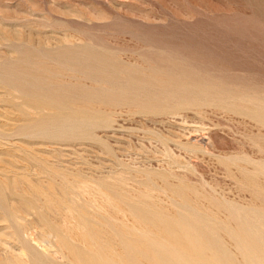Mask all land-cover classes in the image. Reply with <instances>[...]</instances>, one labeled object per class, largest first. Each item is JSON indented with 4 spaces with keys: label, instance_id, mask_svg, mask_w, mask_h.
I'll return each mask as SVG.
<instances>
[{
    "label": "rangeland",
    "instance_id": "1",
    "mask_svg": "<svg viewBox=\"0 0 264 264\" xmlns=\"http://www.w3.org/2000/svg\"><path fill=\"white\" fill-rule=\"evenodd\" d=\"M190 98L201 99L194 102ZM199 102L205 106L201 103V108ZM262 104L264 0H0V194L6 207L23 200L24 210L28 209L16 213V220L0 222V264L29 261L22 253L24 245L39 254V258L30 256L29 264H75L63 241L90 262L97 258L101 264H138L131 251L125 250L120 260L119 250L99 244L91 247L92 239L84 240L83 214H110L116 224L132 226L138 233L123 194L139 217L157 216V208L162 207L178 230L188 226L184 231L188 234L192 229L188 236L198 244L202 239L199 245L207 252L219 258L218 252L222 253L225 263L227 252L243 263L242 231L255 235L264 221V174L260 170L264 126L251 115V109L244 110ZM244 171L259 176L260 184L242 182ZM232 212H238V218ZM207 213L212 214L211 220ZM26 222L32 225L25 234H14V227ZM148 232L141 238L149 245L156 243L150 246L152 258L161 253L163 264L195 263L175 236L156 240L155 232Z\"/></svg>",
    "mask_w": 264,
    "mask_h": 264
},
{
    "label": "bare ground",
    "instance_id": "2",
    "mask_svg": "<svg viewBox=\"0 0 264 264\" xmlns=\"http://www.w3.org/2000/svg\"><path fill=\"white\" fill-rule=\"evenodd\" d=\"M12 31V30H11ZM14 32V31H13ZM33 34V33H32ZM6 35V34H5ZM22 35V34H21ZM21 38V37H20ZM47 42V41H46ZM53 46V45H52ZM171 50H173V48L171 49ZM175 50H176V48H175ZM183 50V49H182ZM162 52H164V51H162ZM169 52H171V51H169ZM175 52V51H174ZM173 52V53H174ZM177 54H178V52H176ZM164 54V53H163ZM166 54V53H165ZM169 56L171 55V54H169V53H167ZM182 55H183V53H182ZM11 56V55H10ZM172 56V55H171ZM175 56H177V55H175ZM179 56V55H178ZM175 57V59H177V58H179V57ZM185 56V55H184ZM160 57V56H159ZM158 57V58H159ZM189 58V57H188ZM162 59V58H161ZM160 59V60H161ZM185 59H186V56H185ZM108 60V59H107ZM179 60H180V58H179ZM190 60H192L191 58H190ZM183 61V60H182ZM192 61H194V60H192ZM181 62V61H180ZM187 62H189V61H187ZM198 62V61H197ZM207 62H210L209 60L207 61ZM84 63H86V62H84ZM165 63H166V61H165ZM168 63V62H167ZM183 63V62H182ZM201 63V62H200ZM206 63V62H205ZM150 64V63H149ZM164 64V63H163ZM171 64V63H170ZM184 64V63H183ZM191 64V63H190ZM193 64V63H192ZM202 65H206V64H203V63H201ZM209 65H210V63H209ZM160 66V65H159ZM161 66H163L162 64H161ZM165 66V65H164ZM172 66V65H171ZM182 66H184V65H182ZM188 67L190 66H192V65H187ZM211 66V65H210ZM151 67V66H150ZM155 68H156V66H154ZM174 67H176L175 65H174ZM196 67V66H195ZM214 67V64H213V66H212V68ZM146 68H148V67H146ZM160 68V67H159ZM159 68H156V70L157 69H159ZM163 68V67H162ZM193 68V67H192ZM199 68V67H198ZM161 69V68H160ZM159 69V70H160ZM196 69V68H195ZM206 69V68H205ZM211 69V68H210ZM215 69V68H214ZM217 69V68H216ZM148 70H150V69H148ZM163 70H166L165 72H168L167 71V68L166 69H163ZM179 70V69H178ZM198 70V69H197ZM150 71H152V69L150 70ZM204 71V70H203ZM207 71H208V69H207ZM162 72V71H161ZM169 72H170V74H171V71H170V69H169ZM175 73H176V71H174ZM174 72H172V73H174ZM180 72V71H179ZM201 72V71H200ZM210 72V71H209ZM208 72V73H209ZM115 73V72H114ZM121 73V72H120ZM154 73V72H153ZM181 73V72H180ZM206 73V72H205ZM204 73V74H205ZM211 73V72H210ZM216 72H214V74H215ZM119 74V73H118ZM130 74V73H129ZM135 74H138V73H135ZM160 74V73H159ZM169 74V73H168ZM167 74V75H168ZM178 74V71H177V73H176V75ZM207 74V73H206ZM212 74V73H211ZM121 75H122V73H121ZM164 75V74H163ZM166 75V76H167ZM183 75V74H182ZM213 75V74H212ZM216 75V74H215ZM118 76V75H117ZM128 76V75H127ZM196 76V75H195ZM182 77V76H181ZM200 77H202V76H200ZM215 77V76H214ZM226 77V76H225ZM169 78V77H168ZM170 78H171V76H170ZM169 78V79H170ZM174 78V77H173ZM113 79V78H112ZM134 79V78H133ZM144 79V78H143ZM154 79V78H153ZM161 79V78H160ZM172 79V78H171ZM175 79V78H174ZM173 79V80H174ZM181 79V78H180ZM182 79H184V78H182ZM192 79V78H191ZM198 79V78H197ZM216 79H217V77H216ZM110 80V79H109ZM149 80V79H148ZM177 80V79H176ZM204 80H205V78H204ZM123 81V80H122ZM155 81V80H154ZM153 81V82H154ZM167 81H169V80H167ZM179 81V80H178ZM182 81V80H181ZM201 81V80H200ZM209 81V80H208ZM112 82V81H111ZM119 82V81H118ZM123 82H125V81H123ZM166 82V81H165ZM184 82H186V80L184 81ZM211 82V81H210ZM215 82H217V81H215ZM214 82V84H216ZM226 82V81H225ZM113 83V82H112ZM120 83V82H119ZM130 83H132V81H130ZM187 84L189 83L188 81L186 82ZM114 84H116V83H114ZM136 84H138V83H136ZM145 84V83H144ZM157 84V83H156ZM164 84H167V82L166 83H164ZM211 84V83H210ZM252 84V83H251ZM120 85H123V83L122 84H120ZM126 85V84H125ZM128 85H130V84H128ZM132 85H134V84H132ZM132 85H131V87L130 88H133L132 87ZM139 85V84H138ZM137 85V86H138ZM202 85V84H201ZM223 85V84H222ZM191 86V85H190ZM189 86V87H190ZM195 87H196V85H194ZM209 86V85H208ZM216 86H218V85H216ZM229 86H230V84H229ZM233 86V85H232ZM105 87H106V85H105ZM122 87V86H121ZM140 87H141V85H140ZM142 87H144V86H142ZM148 87V89H149V91L152 89V88H150L149 86H147ZM152 87V86H151ZM179 87V86H178ZM201 87V86H200ZM207 87V86H206ZM233 87H235V88H237L236 86H233ZM97 88H99V87H97ZM101 88H103V87H101ZM109 88V87H108ZM112 88V87H111ZM123 88V87H122ZM128 88V87H127ZM158 88V87H157ZM161 88V87H160ZM203 88V87H202ZM221 88V87H220ZM114 89V88H113ZM119 89V88H118ZM134 89H138L137 87L136 88H134ZM134 89H132V90H134ZM153 89H156L155 87L153 88ZM162 89V88H161ZM164 89H166V88H164ZM167 89H169V88H167ZM174 89H176V88H174ZM218 89H219V87H218ZM121 90H124V91H122V92H124V93H127L128 91H129V89H128V91L127 92H125V89H121ZM135 90V91H136ZM200 90V89H199ZM210 90H213L214 91V89H210ZM224 90V89H223ZM98 91V90H97ZM115 91V90H114ZM138 92L140 91V90H137ZM136 91V92H137ZM146 91H148V90H145V92ZM157 91H159V89L157 90ZM217 90H215V92H216ZM225 91V90H224ZM227 91L229 92V90L227 89ZM240 91V90H239ZM15 92V91H14ZM195 92V91H194ZM210 92H212V91H210ZM227 92V93H228ZM102 93H105V92H102ZM129 93V92H128ZM127 93V94H128ZM131 93V92H130ZM133 93V92H132ZM131 93V94H132ZM153 93V92H152ZM159 93V92H158ZM158 93H157V95H158ZM161 93V92H160ZM159 93V94H160ZM209 93V92H208ZM216 93H218L219 94V92H216ZM120 94V93H119ZM148 95L150 94V92L149 93H147ZM165 94V93H164ZM167 94V93H166ZM177 94H178V92H177ZM221 94V93H220ZM232 94H234V93H232ZM139 95H141V94H139ZM145 95V94H144ZM147 95V96H148ZM151 95V94H150ZM153 96H154V93L152 94ZM169 95V94H168ZM212 95H213V93H212ZM231 95V94H230ZM230 95L228 94V95H225L226 97L228 96L229 98H230ZM251 95H255V94H251ZM124 96V95H123ZM133 96H138V95H133ZM142 96V95H141ZM140 96V97H141ZM156 96V95H155ZM155 96H154V99L156 100V98H155ZM176 97H177V95H175ZM217 96V95H216ZM221 96H223V95H221ZM231 96H233L234 97V95H231ZM246 96L247 95H245L244 97L246 98ZM248 96H250L249 94H248ZM92 98H93V96H91ZM95 97V96H94ZM145 97V96H144ZM143 96L141 97V98H144ZM164 97V96H163ZM178 97H179V95H178ZM177 97V98H178ZM186 97V96H185ZM205 97H207V96H205ZM212 97V96H211ZM210 96L209 97H207V99L209 98H211ZM232 97V98H233ZM241 97H243V96H241ZM254 98H255V96H253ZM253 97H252V99H253ZM134 98V97H133ZM136 98V97H135ZM137 98H139V97H137ZM151 98H153V97H151ZM165 98V97H164ZM163 98V99H164ZM177 98L175 99V101L177 100ZM202 98H204V97H202ZM235 98V97H234ZM233 98V99H234ZM236 98H237V96H236ZM235 98V100H237ZM145 99H148V97L146 98L145 97ZM169 99H171V98H169ZM174 99V98H173ZM201 99V98H200ZM200 99H198V98H190V99H187V100H189V101H199ZM211 99H213V98H211ZM215 99V98H214ZM218 99H219V97H218ZM228 99V98H227ZM227 99H225V100H227ZM231 99V98H230ZM258 99V98H257ZM260 99V98H259ZM141 100V99H140ZM140 100H138V101H140ZM166 101H169V100H167V99H165ZM182 100H184V99H182ZM216 100V99H215ZM220 100V99H219ZM251 100V99H250ZM254 100V99H253ZM263 100V99H262ZM99 101V100H98ZM132 100H130V102H131ZM137 101V102H138ZM151 101V100H150ZM157 101V103H159V100H156ZM172 101V100H171ZM188 101V102H189ZM238 101H242V100H239V98H238ZM258 101V100H257ZM125 102V101H124ZM123 102V103H124ZM132 102H135V104L137 103L136 101H132ZM173 102V101H172ZM179 102H181L180 100H179ZM186 102V101H185ZM187 102V103H188ZM193 102V103H194ZM217 102V101H216ZM228 102V101H227ZM122 103V104H123ZM142 103H144V101L142 102ZM145 103H147V102H145ZM157 103H155V104H157ZM166 103V102H165ZM176 103H177V101H176ZM186 103V104H187ZM191 103V102H190ZM201 103H203V102H201ZM200 102L198 103V105H200L201 104ZM208 103V102H207ZM212 104H213V102H211ZM215 103V102H214ZM218 103H220V102H218ZM249 103V102H248ZM260 103V102H259ZM111 104H113V102L111 103ZM126 104V103H125ZM128 104V103H127ZM131 103H129L128 105H130ZM134 104V103H133ZM149 104V103H148ZM153 104V103H152ZM154 104V105H155ZM161 104H163V103H161ZM167 104H169V103H167ZM181 104H183V103H181ZM205 103H203V105H204ZM208 104H210V103H208ZM208 104H207V106H208ZM237 104H239V103H237ZM90 105V104H89ZM139 105V104H138ZM143 105V104H142ZM147 105V104H146ZM151 105V104H150ZM153 105V106H154ZM189 105H191V104H189ZM196 105H197V103H196ZM211 105V104H210ZM217 105V104H216ZM231 105H233V104H231ZM231 105H229V106H231ZM242 105V104H241ZM254 105V104H253ZM194 106V105H193ZM202 106V104L200 105V107ZM205 106V105H204ZM214 106V105H213ZM223 106V105H222ZM222 106H221V108H222ZM96 107H98V106H96ZM138 107V106H137ZM179 107V106H178ZM195 107V106H194ZM198 106H196V108H197ZM208 107H210V106H208ZM214 107H216V106H214ZM213 107V108H214ZM232 107V106H231ZM141 108V107H140ZM140 108H139V110H140ZM172 108V107H171ZM182 108V107H181ZM199 108V107H198ZM202 108V107H201ZM216 108H220V107H216ZM225 108H228V106L227 107H225ZM225 108H223V109H225ZM233 108H235L234 107V105H233ZM232 108V109H233ZM237 108V107H236ZM239 108V107H238ZM248 108H249V110H244V111H246V112H248V111H250V109H251V115L252 116H254V118H256V120H259L260 122H262V124H263V126H264V104H262V105H256V106H248ZM87 109H90V108H87ZM144 109V108H143ZM143 109H141L140 111H142ZM231 109V110H232ZM240 109V108H239ZM91 110V109H90ZM204 110V109H203ZM207 111H208V109H206ZM217 110V109H216ZM235 110V109H234ZM242 110V109H241ZM240 110V111H241ZM242 110V111H243ZM87 111H89V110H87ZM97 111V110H96ZM101 111V110H100ZM104 111V110H103ZM107 111V110H106ZM199 111V110H198ZM227 111H228V109H227ZM239 111V110H238ZM93 112V111H92ZM94 112H95V110H94ZM105 112V111H104ZM147 112V111H146ZM146 112H142V113H146ZM179 112V111H178ZM232 112H233V110H232ZM109 113V112H108ZM175 113V112H174ZM210 113H213V112H210ZM240 113V112H239ZM243 113V112H242ZM104 114H107V113H104ZM153 113H151V115H152ZM162 114H164V113H162ZM165 114H167V113H165ZM215 114V113H214ZM222 114V113H221ZM236 114V113H235ZM101 115V114H100ZM149 115V114H148ZM154 115V114H153ZM156 115V114H155ZM241 115V113L239 114V116ZM249 115V114H248ZM243 117H244V114H243ZM250 116H248V118H249ZM245 118H246V116H245ZM252 119V118H251ZM255 120V119H254ZM254 120H252V121H254ZM255 120V121H256ZM102 121H103V119H102ZM107 121V120H106ZM112 121V120H111ZM86 122V121H85ZM84 122V123H85ZM95 122V121H94ZM98 122H99V120H98ZM105 122V121H104ZM78 123H80V121L78 122ZM82 123V122H81ZM83 123V124H84ZM255 123V122H254ZM87 124V123H86ZM92 124V123H91ZM101 124V126H102V123H100ZM105 124V123H104ZM259 124V123H258ZM95 125V124H94ZM85 125H83L82 127H84ZM87 127H88V124L86 125ZM85 126V127H86ZM92 126V125H91ZM91 126H89V127H91ZM98 126V125H97ZM262 126V127H263ZM67 127V126H66ZM86 127V128H87ZM88 127V128H89ZM260 127V126H259ZM80 128V127H79ZM59 129V128H58ZM72 128H70V130H71ZM74 129V128H73ZM89 129H91V128H89ZM92 129H93V126H92ZM264 129V128H263ZM80 130H81V128H80ZM84 130V129H83ZM86 130H88V129H86ZM89 131V130H88ZM59 132V131H58ZM87 134V133H86ZM62 136H63V134H62ZM66 136V135H65ZM212 136V135H211ZM164 137V136H163ZM165 139V138H164ZM165 140H167V139H165ZM264 149V148H263ZM193 150V149H192ZM190 151V150H189ZM26 155V154H25ZM27 156H28V154H27ZM45 156V155H44ZM35 157V156H34ZM22 158H23V156H22ZM41 158V157H40ZM43 158V157H42ZM45 158H47V156L45 157ZM19 159V158H18ZM48 159V158H47ZM46 159V160H47ZM264 159V158H263ZM262 159V160H263ZM28 159H26V161H27ZM45 160V159H44ZM45 160V161H46ZM261 160V161H262ZM249 161V160H248ZM37 162V161H36ZM249 162H251V161H249ZM257 162V161H256ZM260 162V161H259ZM14 163V162H13ZM25 163V162H24ZM22 164V163H21ZM27 164V163H26ZM51 164H53V163H51ZM253 164V163H252ZM28 165V164H27ZM31 166H32V163L30 164ZM37 165V164H36ZM264 164H260V166H262V167H260L261 169V171L263 172V174H264V166H263ZM38 166V165H37ZM240 166V165H239ZM25 167V166H24ZM39 167V166H38ZM32 168V167H31ZM41 167H39V169H40ZM241 168H242V166H241ZM42 169V168H41ZM243 169H245V168H243ZM247 169V168H246ZM28 171V170H27ZM27 171H26V173H27ZM35 171V170H34ZM36 171H38V169H36ZM50 171V170H49ZM75 171V170H74ZM79 171V170H78ZM31 172V171H30ZM39 172H40V170H39ZM45 172V171H44ZM33 173V172H32ZM43 173V172H42ZM50 173V172H49ZM261 173V172H260ZM28 174H29V172H28ZM30 175V174H29ZM4 176V175H3ZM6 177V176H5ZM11 177V176H10ZM55 177V176H54ZM67 177V176H66ZM1 178V177H0ZM56 178V177H55ZM17 179V178H16ZM66 179V178H65ZM26 180H28V179H26ZM25 180V181H26ZM36 180H38L37 178H36ZM11 181H13V179L11 178ZM39 181V180H38ZM67 181V180H66ZM77 181V180H76ZM79 181V180H78ZM8 182V181H7ZM242 182H244V183H252V184H257V185H259L260 184V177L259 176H256V175H254V174H250V173H248L247 171H244L243 172V175H242ZM3 183V182H2ZM40 183V182H39ZM43 183V182H42ZM54 183V182H53ZM1 184V183H0ZM14 184V183H13ZM19 184V183H18ZM34 185V184H33ZM3 186V185H2ZM6 186H8V185H6ZM155 186V185H154ZM178 186V185H177ZM176 186V187H177ZM50 187H51V185H50ZM175 187V188H176ZM180 187H182V185H180ZM183 187H185V186H183ZM7 188V187H6ZM56 188V187H55ZM59 188V187H58ZM68 188V187H67ZM171 188V187H170ZM174 188V187H173ZM177 188H179V186L177 187ZM5 189V188H4ZM16 189H17V186H16ZM23 189V188H22ZM187 189V188H186ZM188 189H191V188H189L188 187ZM7 190V189H6ZM35 190V189H34ZM58 190V189H57ZM61 190V189H60ZM101 190V189H100ZM173 190H176V189H173ZM9 191V190H8ZM150 191V190H149ZM58 192V191H57ZM154 192V191H153ZM190 192V191H189ZM56 193V192H55ZM175 193V192H174ZM256 193V192H255ZM92 194V193H91ZM100 194V193H99ZM102 194H104V193H101V195ZM176 194V193H175ZM189 194H191V193H189ZM258 194V193H257ZM260 194V193H259ZM258 194V195H259ZM56 195V194H55ZM64 195H65V193H64ZM177 195H178V193H177ZM184 195V194H183ZM255 195V194H254ZM46 196V195H45ZM51 196V195H50ZM103 196V195H102ZM189 196V195H188ZM264 196V195H263ZM69 197V196H68ZM105 197V196H104ZM104 197H103V199H104ZM191 197V196H190ZM193 197V196H192ZM256 197V196H255ZM5 197H3L2 196V194H0V222L1 221H8V220H16L17 219V215H16V213H19V212H24V213H27L26 211L28 210V209H26V211L24 210V208H23V200H21L22 202L21 203H17V200H16V202H11V203H9V206L8 207H6L5 205V202H6V199H4ZM14 198V197H13ZM19 198V197H18ZM123 198H124V201H125V207L130 211V213H131V215H132V217H133V219H134V223H133V225H135V227L137 228V230H136V232H138L137 234L135 233V232H133V230H132V226L130 227V226H128V225H126V224H121V225H119V224H116L114 221H113V217L110 215V214H107L108 216H106V215H96V214H94V215H90V216H87L86 214H83L84 215V217H82V219H81V223H82V227H83V229L85 230V232H84V240L86 241V240H88V239H92V241L95 243V244H93V245H90L91 247H93V246H95L96 244H99V246H101V247H103V248H108L109 250H111V251H116V250H119L120 252H119V256L117 257L118 259H123V257H122V253L125 251V250H128V252L129 251H131L133 254H134V256H133V258L136 260H138L139 261V263L138 264H140V263H143V264H163V260L161 259V253H160V255H157V254H155V256H154V258H152L151 257V255L150 254H152V249H153V247H152V249H151V244L152 243H150V245H149V243H146L147 241L146 240H144V238H145V234H147V232L149 231H153L152 232V234L155 232V235L154 236H157V238H156V240L157 239H159V238H162V237H164V236H169V235H172V236H175L176 238H178L179 240H181L180 241V245L182 246V249L185 251V253H186V255H190V257H192L191 259H193L194 258V264H224L225 262H222V259H224V258H222L221 259V257L223 256L222 255V253H220L219 254V252H218V256L220 255L221 257L219 258V257H217L215 254H212V252L211 253H209V252H207L203 247L204 246H201V245H199L200 243L201 244H203L202 243V239H200V242H199V244L195 241V240H191V238L189 237V236H191V234L188 236V234L189 233H191L192 232V229H189V230H191L188 234L186 233V232H184L186 229H187V227L185 226V228L183 227V230L184 231H180V230H178L177 229V227H175L174 226V224H172V222H171V220L167 217V212H165V210H164V208H162V207H156L157 208V216H151V217H149L148 219H146V218H143V217H139L138 215H136V213H133V211H132V208H133V206L131 207V205H130V198L127 196V195H125V194H123ZM123 198H120V199H122V200H120V201H122V202H124L123 201ZM186 198V197H185ZM57 199V198H56ZM69 199V198H68ZM97 199V198H96ZM181 199H183V198H181ZM192 199V198H191ZM259 199V198H258ZM48 200V199H47ZM178 200V199H177ZM190 200V199H189ZM200 200V199H199ZM45 201V200H44ZM62 201V200H61ZM97 201H99V200H97ZM110 201V200H109ZM130 201V202H129ZM184 201V200H183ZM182 201V202H183ZM191 201V200H190ZM261 201L263 202V205H264V198H261ZM260 201V202H261ZM56 202V201H55ZM76 202V201H75ZM74 202V203H75ZM96 202V201H95ZM186 202V201H185ZM194 202V201H193ZM8 203V202H7ZM97 203V202H96ZM120 203V202H119ZM132 203V202H131ZM139 203V202H138ZM187 203H189V201L187 202ZM47 204V203H46ZM50 204H52V203H50ZM50 204H48V205H50ZM104 204V203H103ZM134 204H136V203H134ZM148 204V203H147ZM175 204V203H174ZM182 204V203H181ZM186 204V203H185ZM194 204H195V202H194ZM193 204V205H194ZM198 204V203H197ZM262 204V203H261ZM25 205V204H24ZM74 205V204H73ZM78 205V204H77ZM139 205H141V204H139ZM143 205V204H142ZM176 205V204H175ZM190 205V204H189ZM216 205H217V203H216ZM221 205H222V203H221ZM257 205V204H256ZM62 206V205H61ZM69 206V205H68ZM146 206H148V205H146ZM152 206V205H151ZM155 206V205H154ZM191 206H192V204H191ZM198 206V205H197ZM218 206V205H217ZM231 206H233V205H231ZM230 206V207H231ZM235 206V205H234ZM234 206H233V208H234ZM25 207H26V205H25ZM41 207V206H40ZM39 207V208H40ZM47 207V206H46ZM49 207V206H48ZM75 207H77V206H75ZM79 207V206H78ZM138 207V206H137ZM150 207V206H149ZM178 207V206H177ZM180 207V206H179ZM187 207V206H186ZM196 207V206H195ZM222 207V206H221ZM224 207V206H223ZM226 207H227V205H226ZM229 207V206H228ZM227 207V208H228ZM250 207H252V206H250ZM42 208V207H41ZM56 208H58V207H56ZM140 208V207H139ZM143 208V207H142ZM141 208V209H142ZM184 208H185V206H184ZM194 208V207H193ZM197 208V207H196ZM200 208H201V206H200ZM240 208V207H239ZM242 208V207H241ZM244 208V207H243ZM119 209V208H118ZM140 209V210H141ZM150 209V208H149ZM153 209V208H152ZM177 209V208H176ZM180 209H181V207H180ZM187 209H189L188 207H187ZM190 209H192V207L190 208ZM197 209H199V208H197ZM196 209V210H197ZM238 209V208H237ZM246 209H247V207H246ZM260 209V208H259ZM56 210V209H55ZM68 210V209H67ZM105 210V209H104ZM135 211H136V209H134ZM195 210V211H196ZM225 210H226V208H225ZM230 210V209H229ZM3 211V212H2ZM49 211V210H48ZM106 211V210H105ZM105 211H104V213H105ZM139 211V210H138ZM154 211V210H153ZM194 211V210H193ZM193 211H188V212H190V213H192ZM199 211H201V210H197V212H199ZM232 211H234V210H232ZM237 211V210H236ZM248 211H252L251 209L250 210H248ZM262 211V210H261ZM29 212V211H28ZM50 212V211H49ZM65 212V211H64ZM120 212H121V210H120ZM139 212H141V211H139ZM145 213H146V211H144ZM154 212H156V211H154ZM197 212H195V213H197ZM205 212V211H204ZM253 212V211H252ZM251 212V213H252ZM46 213H47V211H46ZM122 213V212H121ZM129 213V212H128ZM173 213V212H172ZM195 213H192V214H194L195 216L196 215H198V214H195ZM206 213V212H205ZM204 213V215L206 216V214ZM209 213H210V211H209ZM230 213H231V211H230ZM234 212H232V214H233ZM238 213V212H237ZM236 212L234 213V215H236L237 214ZM245 213H246V211H245ZM33 214V213H32ZM32 214H31V216H32ZM49 214V213H48ZM135 214V215H134ZM139 214V213H138ZM147 214V213H146ZM175 214V213H174ZM179 214V213H178ZM214 214V213H213ZM257 214V213H256ZM260 214V213H259ZM47 215V214H46ZM150 215V214H149ZM151 215H153V214H151ZM159 215V216H158ZM169 215V214H168ZM202 216H203V214H201ZM207 215H209V218H210V220H211V215L210 214H208L207 213ZM230 215V214H229ZM18 216H21V215H18ZM22 216H24V215H22ZM53 216V215H52ZM141 216V215H140ZM184 216V215H183ZM201 216V217H202ZM228 216V215H227ZM231 216H233V215H231ZM237 216V215H236ZM248 216V215H247ZM259 216H261V215H259ZM263 216V215H262ZM27 217H30V216H27ZM26 217V219H28ZM47 217V216H46ZM147 217V216H146ZM177 217V216H176ZM181 217V216H180ZM207 217V216H206ZM205 217V218H206ZM216 217V216H215ZM235 217V216H234ZM234 217H232V220L233 219H235ZM19 218V217H18ZM187 218H189V217H187ZM203 218V217H202ZM204 218V219H205ZM208 218V217H207ZM217 218V217H216ZM216 218H215V222L216 223H218V221L216 220ZM237 218H238V216H237ZM172 219V218H171ZM185 219V218H184ZM190 219V218H189ZM204 219H201V220H204ZM213 220H214V218H212ZM252 219H254L253 217H252ZM258 219V218H257ZM256 219V220H257ZM19 220V219H18ZM39 220V219H38ZM37 220V221H38ZM179 220V219H178ZM207 220V219H206ZM209 220V219H208ZM209 220V221H210ZM235 220H237V221H239L240 222V218L239 219H235ZM242 220V219H241ZM174 221H176V220H174ZM182 222H184V221H186V220H181ZM193 221H195V220H192V222ZM197 221V220H196ZM200 221V220H199ZM228 221H230V220H228ZM234 221V220H233ZM259 221V220H258ZM40 222V221H39ZM186 222H189V221H186ZM231 222V221H230ZM235 222V221H234ZM242 222V221H241ZM244 222V221H243ZM242 222V223H243ZM103 223H105V225L103 224ZM176 223V222H175ZM178 224H176V225H178L179 226V223H180V225H181V222H180V220L177 222ZM199 223V222H198ZM206 224H207V222H205ZM227 222H225V223H223V224H226ZM247 223V222H246ZM24 224V223H23ZM210 224V223H209ZM212 224H213V222H212ZM212 224H211V226H212ZM221 224H222V222H221ZM222 224V225H223ZM228 224H229V222H228ZM231 224V223H230ZM32 225V223L31 222H26L24 225H19V226H15L14 227V234H16V235H18L19 236V234L21 233V232H23L24 233V230L25 229H27L28 228V226H31ZM48 225V224H47ZM186 225V224H185ZM188 225V224H187ZM192 225V224H191ZM199 225V224H198ZM205 225V224H204ZM214 225V224H213ZM238 225V224H237ZM246 225V224H245ZM249 225V224H248ZM43 226H44V224H43ZM193 226L194 225H192V227L191 228H193ZM208 226H210V225H208ZM215 226H217V225H215ZM219 226H221L220 224H219ZM228 226V225H227ZM239 226V225H238ZM237 226V227H238ZM242 226V225H241ZM252 226V225H251ZM254 226H256V225H254ZM253 226V227H254ZM38 227V226H37ZM49 227V226H48ZM51 227H52V225H51ZM180 227V226H179ZM200 227H201V225H200ZM231 227H233V225L231 226ZM243 227V226H242ZM242 227H240V228H242ZM41 228V227H40ZM194 228H196V229H199V228H197L196 226H194ZM193 228V229H194ZM202 228V227H201ZM209 228V227H208ZM216 228H218V227H216ZM221 228V227H220ZM234 228V227H233ZM5 229V228H4ZM30 229V228H29ZM212 229V228H211ZM223 229H224V226H223ZM222 229V230H223ZM231 229V228H230ZM235 229V228H234ZM243 229V228H242ZM254 229H256V228H254ZM35 230V229H34ZM44 230V229H43ZM53 230H56V229H53ZM202 230V229H201ZM213 230H214V227H213ZM216 230V229H215ZM214 230V231H215ZM218 230V229H217ZM250 230V229H249ZM253 230V229H252ZM1 231V230H0ZM6 231V230H5ZM188 231V230H187ZM194 231V230H193ZM204 231H206V230H204ZM230 231V230H229ZM231 231H233V230H231ZM240 231V230H239ZM246 231H247V229H246ZM149 232H148V234H149ZM202 233H203V231H201ZM210 232H212V231H210ZM226 232V231H225ZM224 232V233H225ZM235 232H236V230H235ZM43 233V232H42ZM194 234L196 233V232H193ZM209 233V232H208ZM214 233V232H213ZM217 233V231L214 233V234H216ZM222 233V232H221ZM232 233H234V231L232 232ZM237 233H238V231H237ZM236 233V234H237ZM241 232H239L238 234H240ZM242 233L244 234L243 235V239H241L239 236V239H241V244H240V248H241V251H242V254H243V263L242 262H240V261H238L236 258H235V256L233 255V254H230V253H225L226 255H224L225 256V260H227V262H228V264H264V221L262 222V225L261 226H257V229H256V233L257 234H255V235H252V234H250V233H248V236H246L245 235V233L242 231ZM241 233V234H242ZM3 234H5V233H3ZM25 234V233H24ZM40 235H41V233H39ZM157 234V235H156ZM197 234H199V232H197ZM204 234V233H203ZM235 234V233H234ZM237 234V235H238ZM240 234V235H241ZM6 235V234H5ZM22 235V234H21ZM42 235H44V234H42ZM204 235H206V234H204ZM217 235H219V233H217ZM227 235V234H226ZM236 235V236H237ZM2 236V235H1ZM7 236V235H6ZM144 237V238H141V237ZM150 236V235H149ZM193 236V235H192ZM196 236V235H195ZM194 236V237H195ZM202 236V235H201ZM222 236V235H221ZM224 236V235H223ZM228 236V235H227ZM194 237H192L193 239H194ZM204 237V236H203ZM214 237V236H213ZM232 237V236H231ZM230 237V238H231ZM146 238H147V236H146ZM150 238V237H149ZM149 238L147 239V240H149ZM154 238V237H153ZM176 238H175V240H176ZM218 238H219V236H218ZM233 238H235V237H233ZM25 239V238H24ZM27 239V238H26ZM167 239V238H166ZM172 239H173V237H172ZM196 239V238H195ZM207 239H208V237H207ZM224 239V238H223ZM238 239V238H237ZM7 240V239H6ZM6 240H4V242L6 241ZM18 240V239H17ZM203 240H205V239H203ZM224 240H226L227 241V239L225 238ZM231 240H233V242H234V239H232L231 238ZM56 241V240H55ZM151 241H153L152 239H151ZM163 241H165V240H163ZM195 241V242H194ZM206 241V240H205ZM204 241V242H205ZM235 241H236V239H235ZM19 242V241H18ZM17 242V243H18ZM154 242V241H153ZM157 242V241H156ZM169 242V241H168ZM172 242H174V241H172ZM178 242V241H177ZM224 242V241H223ZM222 242V243H223ZM7 243V241L5 242V244ZM12 243V242H11ZM10 243V244H11ZM16 243V242H15ZM155 243V242H154ZM153 243V244H154ZM160 244H162V241L161 242H159ZM164 243V242H163ZM175 243V242H174ZM207 243H209V242H207ZM207 243H205L206 245H207ZM212 243V242H211ZM220 243H221V241H220ZM228 243V242H227ZM235 243V242H234ZM233 243V244H234ZM237 243V242H236ZM235 243V244H236ZM85 244V243H84ZM153 244H152V246H153ZM156 244V243H155ZM154 244V245H155ZM165 244V243H164ZM163 244V245H164ZM167 244H169L170 245V243H167ZM204 244V245H205ZM218 243H216V245H217ZM4 245V244H3ZM19 245V244H18ZM158 246H159V244H157ZM166 245V244H165ZM176 245H177V243H176ZM180 245H177V246H180ZM205 245V246H206ZM209 245V244H208ZM207 245V246H208ZM215 245V244H214ZM222 246H224L223 244H221ZM237 245V244H236ZM235 245V246H236ZM6 246H7V244H6ZM21 246V245H20ZM62 246H64L65 248H68L69 250H70V253H71V255H70V257H71V261H73L72 263H75V264H101L99 261H97V258L96 259H94L93 258V261H91L90 262V259L88 260V258L87 259H84L83 257H81L77 252H76V250H74V249H72L71 247H69L68 246V244L66 243V241H63V245ZM76 246V245H75ZM158 246H156V248L158 247ZM180 246V247H181ZM211 246V245H210ZM219 246V245H218ZM5 247V246H4ZM162 245H161V247H159L160 249H162ZM171 247V246H170ZM209 247V246H208ZM221 246H219V248H220ZM230 247V246H229ZM238 247V246H237ZM15 248V247H14ZM154 248H155V246H154ZM156 248L154 249V250H156ZM158 248V249H159ZM172 248V247H171ZM216 248V247H215ZM218 248V249H219ZM226 248V247H225ZM234 248V247H233ZM9 249V248H8ZM12 249V248H11ZM77 249V248H76ZM80 249V248H79ZM159 249V250H160ZM166 249V248H165ZM169 249V248H168ZM167 249V250H168ZM207 249V248H206ZM212 249H213V245H212ZM227 249V248H226ZM230 249H232V247L230 248ZM24 250H26V251H24ZM24 250H22V253L23 252H25V255L27 254L28 256H29V261H25V264H29V262H30V256H32L33 254H36L37 255V253H34V252H36V251H34V249L32 248V247H30V246H28V245H24ZM163 250V249H162ZM161 250V251H162ZM166 250V251H167ZM171 250H173L174 251V249L172 248ZM170 249L168 250V251H171ZM180 250H181V248H180ZM182 250V251H183ZM209 250V249H208ZM214 250V249H213ZM235 250V249H234ZM12 251V250H11ZM78 251V250H77ZM157 251V250H156ZM160 251V252H161ZM166 251L164 252V251H162L163 253H166ZM210 251V250H209ZM218 251V250H217ZM236 251H239V250H236ZM27 252V253H26ZM81 252V251H80ZM83 252V251H82ZM99 252V251H98ZM158 252V251H157ZM215 252H216V249H215ZM235 252V251H234ZM85 253V252H84ZM130 253V252H129ZM168 253V252H167ZM175 253V252H174ZM180 253H184V252H180ZM179 253V254H180ZM214 253V252H213ZM233 253V252H232ZM239 253H240V251H239ZM24 254V253H23ZM96 254V253H95ZM94 254V255H95ZM99 254H100V252H99ZM99 254L97 255V256H99ZM154 254V253H153ZM170 254V253H169ZM167 255L168 257L171 255V257H172V253L170 254V255ZM177 254V253H176ZM36 255H33L32 256V258L33 257H36ZM39 255V254H38ZM37 255V257L39 258V256ZM87 255V254H86ZM163 255V254H162ZM182 255V254H181ZM180 255V256H181ZM241 255V254H240ZM41 256V255H40ZM100 256H102L101 254H100ZM159 256H160V258H159ZM164 256V255H163ZM166 256V257H167ZM0 257H2V255H0ZM36 257V258H37ZM42 257V256H41ZM90 257H91V255H90ZM127 257V256H126ZM130 257H131V255H130ZM237 258H238V256H236ZM31 258V259H32ZM99 258V257H98ZM170 258V257H169ZM46 259V258H45ZM48 259V258H47ZM46 259V260H47ZM103 259H106V258H103ZM166 259V258H165ZM171 259H175L174 258V256H173V258H171ZM178 259V258H177ZM177 259H176V261H177ZM182 259H186L185 258V256H184V258H182ZM13 260L16 262L17 260L15 259V258H13ZM36 260V259H35ZM41 262H45L43 259L41 260V258L39 259ZM49 260V259H48ZM47 260V261H48ZM100 260H101V257H100ZM108 260H110V259H108ZM126 260V259H125ZM130 260V259H129ZM181 260V259H180ZM37 261V260H36ZM46 261V262H47ZM102 261V260H101ZM112 261V260H111ZM113 261L115 262V260L113 259ZM167 261H169V259L167 260ZM175 261V262H176ZM189 261V260H188ZM0 262H1V260H0ZM49 262H51V261H49ZM48 262V263H49ZM110 262V261H109ZM113 262V263H114ZM118 261H116V263H117ZM130 262V261H129ZM180 262V261H179ZM178 262V263H179ZM183 262V261H182ZM186 262V261H185ZM190 262V261H189ZM226 262V263H227ZM37 263H38V261H37ZM103 263V262H102ZM106 263V262H105ZM169 263V262H168ZM177 263V264H178ZM191 264L193 263V262H190ZM225 263V264H226ZM8 264H16V263H8ZM44 264H46V263H44ZM51 264V263H50ZM118 264V263H117ZM119 264H124V262H122L121 261V263H119ZM137 264V263H136ZM170 264V263H169ZM173 264V263H172ZM180 264H184V262L183 263H180ZM187 264V263H186Z\"/></svg>",
    "mask_w": 264,
    "mask_h": 264
}]
</instances>
